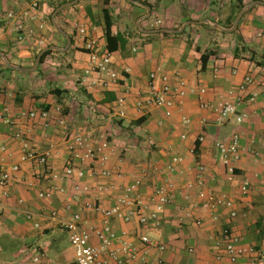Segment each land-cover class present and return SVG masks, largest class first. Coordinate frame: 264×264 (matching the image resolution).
<instances>
[{"label": "crops", "instance_id": "crops-1", "mask_svg": "<svg viewBox=\"0 0 264 264\" xmlns=\"http://www.w3.org/2000/svg\"><path fill=\"white\" fill-rule=\"evenodd\" d=\"M40 1L42 31L36 30V21L22 18L27 28L34 30L33 36L18 39L13 22L0 17V54L12 66L32 68L40 51L56 48L49 50L51 54L33 72L9 69L0 56V164L20 167L11 180L8 196L2 197L0 191V256L7 250L23 253L35 249L44 264L61 257L63 244L70 242L58 222L49 218L54 210L64 219L76 211L88 224L102 226L101 216L85 205L95 202L112 207L116 198L124 195L118 188L108 194L94 190L79 194L68 213L64 207L72 194L70 183H66L65 193L56 192L51 199L38 198L39 192L50 189L48 168L62 169L71 158L65 138L89 132L92 138L99 133L107 136L109 161L80 166L98 173L119 171L122 178L109 182L99 175L87 176L79 181L80 185L92 189L108 182L118 187L139 178V194L146 202L155 185L173 187V202L161 213L157 224L140 225L136 217L130 223H124L121 216L111 220L115 233L120 236L126 232L138 251L139 258L132 264H264V116L260 113L264 100V61L260 59L264 55V0H258L263 4L243 0L248 8L235 34V30L229 32L223 27L232 0H108L111 33L121 35L124 43L111 53V68L117 72L118 81L101 77L108 82L107 88L90 86L95 76L85 75L88 54L76 33L77 26H84L97 49L106 51L104 0H77L56 15L69 45L51 22L47 0ZM0 3L4 11L16 13H23L27 7L25 0ZM236 35L241 36L244 46L235 56ZM210 51L213 54L202 70L201 55ZM151 72L166 75L173 90L186 91L185 96L177 98L170 117L165 116L163 108L148 103ZM247 75L253 84L246 86L242 94L239 86ZM252 93L257 99L248 103ZM239 95L243 102L236 116L245 115L241 123L233 116L218 125L216 115L200 106L204 102H234ZM121 98L124 102L119 104ZM42 111H47L46 119L39 116ZM31 112L37 115L34 119L24 116ZM60 115L65 120L63 127L57 124ZM182 117L189 119V125L182 124ZM17 131L26 133L31 150L38 155L54 146L48 166L35 161L20 163L21 142L14 137ZM233 134L239 137L241 153L234 165L235 178L228 182L216 143H227ZM181 135L186 139L182 140ZM3 147L5 151H1ZM190 147H195L194 155H189ZM175 156L182 161L170 171L168 166ZM200 166L204 168L201 189L228 197L235 218L229 217L228 210L220 209L217 221H213L209 211L191 207L198 187L188 190L187 184L196 183ZM243 180L249 181L246 195L239 192ZM28 214L32 215L30 220ZM223 229H228L247 250L235 263L224 254L220 240ZM142 236L152 246L142 245ZM159 246L164 249L159 250ZM72 257L71 263L75 264L74 253Z\"/></svg>", "mask_w": 264, "mask_h": 264}, {"label": "built area", "instance_id": "built-area-1", "mask_svg": "<svg viewBox=\"0 0 264 264\" xmlns=\"http://www.w3.org/2000/svg\"><path fill=\"white\" fill-rule=\"evenodd\" d=\"M27 1V7L22 13H16L13 10L4 11L0 3V17H4L6 22H13L14 31L18 39H22L23 36L34 35L32 28H27L22 18H28L30 21H36V30L42 31L44 24L40 19L41 16V1L40 0H25ZM3 12V13H2ZM76 33L81 41L82 49L88 54V67L85 70V75H94V80L90 83V86L100 85L102 88L108 87V82L102 79V76H106L112 82L118 81V74L112 68L111 53L108 51H100L97 49L96 42L91 39L86 28L84 26H77ZM124 73H129L128 69H124ZM253 84V79L250 75L244 77L243 83L239 86V91L242 94L245 92V88L248 85ZM148 103L155 107L163 108L165 110V116L170 117L172 115V109L175 106L177 98L185 96L186 91H175L171 88L169 79L166 75L162 74L158 76L157 73L151 72L149 74L148 83ZM191 92V90H190ZM200 94L205 91L201 89ZM241 94V95H242ZM236 97L234 102L219 101L215 104L201 103V108L210 111L216 115V124H223L230 117L236 116L238 106L243 102L242 96ZM257 99V94L252 93L246 100L248 103H253ZM124 100L121 98L118 100L119 104H122ZM140 111V109H138ZM260 113L264 116V100L261 102ZM31 119H34L37 115L34 112L25 114ZM41 118L46 119L48 116L47 111H42L39 115ZM245 118L244 114L236 116V122L241 123ZM182 124L184 126L189 125V119L182 117ZM57 124L63 127L65 124L64 117L61 115L57 118ZM14 137L21 142L20 146V163L35 161L38 165L48 166V160L51 152L54 149L53 145H50L49 150L45 153L38 155L29 146V142L26 138V133L17 131L14 133ZM181 139L185 140L186 136L181 135ZM201 141V140H200ZM65 145L67 151L70 153L71 158L66 161L62 169L48 168L51 186L49 190L38 193L39 199H51L53 194L65 193L66 183H70L71 195L68 196L67 205L64 207V211L67 213L72 211L74 201L79 197V194H89L91 190H94L97 194L111 193L115 188L122 190L123 196L116 198L115 204L110 208L102 207L101 205L94 203H87L85 208L89 211L98 213L103 219L101 227H97L84 221L78 212H72L69 219H64L60 216L59 212L54 210L50 213L49 218L56 220L61 229H63L70 244L74 250V263L75 264H132L135 263L138 258V251L134 244L128 239L127 233L122 232L118 236L111 226V220L113 218L121 216L124 223H130L133 217H136L140 225H147L149 223L157 224L161 213L166 207L173 202V187L172 185H155L152 189V194L149 198V202H146L139 194V190L142 187V181L139 178L132 179L125 186L116 187L114 184L95 185L92 189L88 185H80L79 181L85 179L87 176L95 177L96 175L102 176L107 181L111 182L114 178H122V172L109 170H102L100 173L93 169H86L83 166L84 163L90 165L98 162L101 165L106 164L109 161V142L107 136L104 133H99L96 138H92V134L89 132L76 133L65 138ZM216 148L220 157V161L224 166L226 173V180L232 182L235 178V163L240 159L241 147L239 144V137L233 134L227 143L217 142ZM1 151H5V148H1ZM189 155H194L195 147H190L188 150ZM182 159L180 157H173L168 169L171 171L174 166L180 163ZM19 164L5 168L0 164V191L2 197H7L9 194L11 180L19 172ZM204 172L203 167L198 168V176L196 183H188L187 189L192 190L195 186L198 187V191L195 194V200L190 201L193 209L201 208L211 213V219L217 221V212L220 209H226L229 211V217L235 218L236 211L234 210L233 202L225 195H214L212 193L204 192L201 189L203 182L201 176ZM249 189V181L243 180L239 192L241 195H246ZM189 196H186L188 199ZM123 210L125 212L123 213ZM31 214L27 215V219L30 220ZM38 225L36 224V227ZM92 239L96 240V243L92 242ZM220 240L222 243L224 254L227 256L231 263H235L247 250L237 243L236 238L231 234L228 229H223L220 233ZM140 243L142 245H150L152 243L146 236L140 237ZM159 250H163L164 247L159 246ZM252 252V249L250 250ZM144 261V258H141Z\"/></svg>", "mask_w": 264, "mask_h": 264}, {"label": "trees", "instance_id": "trees-1", "mask_svg": "<svg viewBox=\"0 0 264 264\" xmlns=\"http://www.w3.org/2000/svg\"><path fill=\"white\" fill-rule=\"evenodd\" d=\"M73 0H47V5L50 7V12L49 15H51L53 13V11L58 8L59 6L66 4V3H70ZM233 4H231L230 7V15L228 20L223 24L224 28H231L233 25V21L235 19V17L237 16V14L246 6L247 3H245L243 0H232ZM254 1H258V0H254ZM104 5L105 7L103 8V17H104V21H105V38H106V51H108L109 53H112L114 51H116L118 49L119 46H122L124 41L122 39L121 35H113L111 33V20H110V13L109 10L106 8L108 5V0H104ZM60 13V12H59ZM58 13V15H59ZM57 15V16H58ZM208 27V26H206ZM213 30V29H212ZM215 31V30H214ZM237 30H235L233 33L235 34ZM163 36H168L169 34L163 33ZM236 46H235V52L233 53L235 56L238 55L241 51H242V47L240 48V46H244L243 44V40L241 38V36L236 35ZM52 51H47L45 52L40 60L39 65H41L45 59V57L49 54H51ZM213 54V52H207V53H203L201 55V64H202V70L205 69L206 63L208 58L210 57V55ZM250 60H252V57H249ZM262 61H264V55L261 56L260 58ZM258 65H261V62L257 63ZM4 66V65H3ZM6 70L10 71L9 69H7L5 67ZM57 91H52V94H56ZM58 92H63V91H58ZM198 146V144H196V147Z\"/></svg>", "mask_w": 264, "mask_h": 264}, {"label": "rangeland", "instance_id": "rangeland-1", "mask_svg": "<svg viewBox=\"0 0 264 264\" xmlns=\"http://www.w3.org/2000/svg\"><path fill=\"white\" fill-rule=\"evenodd\" d=\"M62 250L63 255L61 257L56 259V261H52L47 264H72V253H74L72 245L65 242L62 246ZM35 251V249H27L23 253L17 251V249L4 251L5 253L0 256V264H44L42 263L43 258L36 256ZM35 257H38L37 262L34 261Z\"/></svg>", "mask_w": 264, "mask_h": 264}, {"label": "water", "instance_id": "water-1", "mask_svg": "<svg viewBox=\"0 0 264 264\" xmlns=\"http://www.w3.org/2000/svg\"><path fill=\"white\" fill-rule=\"evenodd\" d=\"M128 1H130V2H132V0H128ZM77 2V0H74V1H72V2H70V3H66V4H63V5H61V6H59L58 8H56L54 11H53V13H52V15H51V22H52V24L57 28V30L67 39V42H68V45H69V43H70V40H69V38L64 34V32L60 29V27L57 25V23H56V15L63 9V8H65V7H68V6H72V5H75V3ZM256 3H258V4H263L262 2H260V1H258V2H256ZM248 8V6H246V7H244L238 14H237V16L235 17V20H234V23H233V25H232V27L230 28V29H227V31H229V32H231V31H234L235 29H236V27H237V24H238V22H239V20L241 19V17H242V15H243V13H244V11L246 10ZM183 29H180V30H177V31H173V32H181ZM53 49H56V48H52V47H48V48H45V49H43L42 51H40L39 53H38V55L36 56V59H35V63H34V65H33V67L32 68H29V69H20V68H18V67H15V66H12L8 61H7V59L3 56V55H1L0 54V56H1V58L3 59V61L5 62V64H6V66L9 68V69H18V70H21V71H31V72H33V71H35L36 69H37V67H38V65H39V63H40V60H41V57H42V55L45 53V52H47V51H49V50H53Z\"/></svg>", "mask_w": 264, "mask_h": 264}]
</instances>
